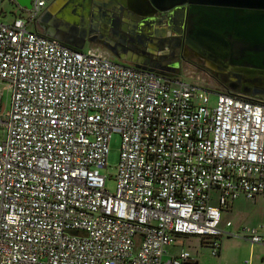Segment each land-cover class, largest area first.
I'll use <instances>...</instances> for the list:
<instances>
[{"label":"built area","instance_id":"obj_1","mask_svg":"<svg viewBox=\"0 0 264 264\" xmlns=\"http://www.w3.org/2000/svg\"><path fill=\"white\" fill-rule=\"evenodd\" d=\"M2 1L0 264H181L164 254L185 235L212 256L221 237L264 246V217L230 232L220 215L264 198V100L213 90L195 65L166 76L65 46L35 26L50 0Z\"/></svg>","mask_w":264,"mask_h":264},{"label":"water","instance_id":"obj_2","mask_svg":"<svg viewBox=\"0 0 264 264\" xmlns=\"http://www.w3.org/2000/svg\"><path fill=\"white\" fill-rule=\"evenodd\" d=\"M15 1L19 6H30V0ZM183 2L190 3L187 9L189 46L218 65L221 72L224 70L233 79L241 81L245 94L264 100V0H115L96 10L106 16L105 25H108L111 5L120 3L151 16L152 6L164 10ZM95 17L89 0H83V3L80 0H51L38 21L52 31L44 35L77 50H81L84 41L96 33L111 44L124 47V40L100 32V23Z\"/></svg>","mask_w":264,"mask_h":264},{"label":"flooded vegetation","instance_id":"obj_3","mask_svg":"<svg viewBox=\"0 0 264 264\" xmlns=\"http://www.w3.org/2000/svg\"><path fill=\"white\" fill-rule=\"evenodd\" d=\"M89 1L93 13L96 14L95 19L100 23V32H106L109 37L113 36L125 41V46L122 47L116 43L111 44L109 40L101 37L98 33L89 36V42L98 43L111 57L134 65L136 70L166 76L178 75L186 64L195 65L209 75L210 86L213 90H222L245 98H256L245 94V88L241 81L233 79L224 70L221 72L218 65L189 46L187 42V9L190 3L174 4L164 10H158L152 6L153 14L151 16H145L141 13L142 10H140L141 12L131 10L120 3L111 5L109 23L105 25L106 16L102 11L96 9L110 5L115 0ZM80 2L83 3V0ZM36 24L44 34L50 33L51 30L45 24H41L39 21ZM88 41L86 40L84 43ZM204 52L216 57L208 50H204Z\"/></svg>","mask_w":264,"mask_h":264},{"label":"rangeland","instance_id":"obj_4","mask_svg":"<svg viewBox=\"0 0 264 264\" xmlns=\"http://www.w3.org/2000/svg\"><path fill=\"white\" fill-rule=\"evenodd\" d=\"M1 7L2 10L6 11L7 13L12 11L10 4L5 0L1 2ZM8 18H9L8 15H6L2 17L0 20L5 21ZM197 69H198L197 73L200 74V76L205 80V82L210 83L209 82L210 77H208L209 75L206 74V72L203 69L199 67H197ZM180 77L183 80L192 82L184 75H180ZM214 96L215 95L212 92L208 94L210 103L214 101ZM8 102H9V91L3 89L0 98V113L4 114V111L7 110ZM118 148H119V135L112 134L108 142V151L105 159V167L100 170V173L104 176V187L109 192H112L114 190V181L112 178L117 162ZM246 200L247 201L245 202L244 208L241 210V212L238 215L233 214V212L226 213V211H221L220 212L221 219L222 217H225L228 218L230 221H232L234 224H243L244 226H251V224H256L258 220H260L261 218V211L264 205V199L261 196H255L253 199H246ZM241 227H239L238 229H240ZM178 238H180V240L183 241L185 250L188 251L189 254H191V256L197 255L199 257L200 264L201 263L211 264L213 262H218L217 257L211 258L212 255L210 254L208 248H205V246L204 247L199 246L198 238L196 236H180ZM219 241L221 242L222 248L225 247L224 251L222 252V255L225 256L226 253L225 249H230L231 252L238 251V253L243 254V256L241 257L243 259H246L248 257L249 243L247 241L235 240L232 238H225V237H221ZM235 247L236 249H234ZM260 249L261 248L254 246L255 251H258Z\"/></svg>","mask_w":264,"mask_h":264},{"label":"crops","instance_id":"obj_5","mask_svg":"<svg viewBox=\"0 0 264 264\" xmlns=\"http://www.w3.org/2000/svg\"><path fill=\"white\" fill-rule=\"evenodd\" d=\"M50 1H49V3H50ZM47 5H46V7H47ZM45 8H44V10H45ZM37 21H38V19H37ZM35 26H36V28H37V30L39 32L43 33L42 31H40L38 29L37 24ZM89 46H98L102 50H104L101 46L98 45V43L89 42V41L83 44L81 50H84L85 48H87ZM104 51H106V50H104ZM106 54L108 55V57L111 60L116 61L115 59H113V57H111L108 54L107 51H106ZM246 201L247 200L244 197L240 196V197L234 199L233 201H231L229 207L227 209H225L224 211H226V213L233 212V214L238 215L241 212V210L244 208V205H245ZM263 217H264V205H263V208H262V211H261L260 220H258V222L256 224H251V226H244L243 224H234L232 221H230L228 218H225V217H222L221 220L222 221H225V220H229L230 221L231 225L229 227H227V228H224V230L232 232V231H238L240 229H249V228H253V227H258L262 223ZM238 225H240V226H238ZM241 226H243V227H241ZM239 227H241V228L238 229ZM236 229H238V230H236ZM185 236H193V235H185ZM225 238H232V239H235V240H245V241H247L246 239H243L241 237H225ZM198 244H199L200 247L201 246H203V247L205 246V245L201 244L199 239H198ZM254 246H257V247H259L261 249L258 250V251H255L254 250ZM205 248H208V247L205 246ZM224 248H222L221 242H219L218 254L216 256H212L211 257V258L217 257L218 262H213L211 264H264V246L263 245L250 244L249 243V253H248V257L246 259L241 258L243 256V254L238 253V251L231 252L230 249H225L226 253H225V256H224V255H222V252L224 251ZM234 249H236V247ZM181 250L188 253V260L181 262V264H200L199 257L197 255L191 256V254H189V252L185 250L184 243H183L182 240H180V238L176 239V241L173 244H171V245L166 247V252L164 254V258L175 257ZM208 250H209V248H208Z\"/></svg>","mask_w":264,"mask_h":264}]
</instances>
